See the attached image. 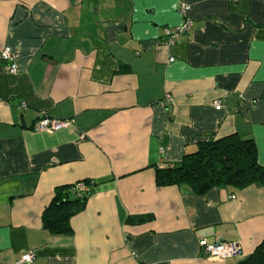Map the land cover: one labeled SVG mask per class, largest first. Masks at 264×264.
<instances>
[{
    "label": "crops",
    "instance_id": "0c3cea01",
    "mask_svg": "<svg viewBox=\"0 0 264 264\" xmlns=\"http://www.w3.org/2000/svg\"><path fill=\"white\" fill-rule=\"evenodd\" d=\"M180 3L194 25L168 47ZM6 47L18 72L0 73V264H238L203 258L199 241L240 240L245 258L264 242L259 185L155 182L231 135L253 139L264 165V0H0ZM45 116L71 125L36 130ZM84 180L72 235L49 233L55 189ZM143 215L154 220L128 224Z\"/></svg>",
    "mask_w": 264,
    "mask_h": 264
},
{
    "label": "trees",
    "instance_id": "16d2710c",
    "mask_svg": "<svg viewBox=\"0 0 264 264\" xmlns=\"http://www.w3.org/2000/svg\"><path fill=\"white\" fill-rule=\"evenodd\" d=\"M158 187L188 186L195 194L204 195L213 188L244 189L252 185L264 188V165L258 163V148L253 139L231 135L200 143L196 152L182 162L166 164L155 171ZM89 190L79 192V185ZM89 180L59 186L45 209L43 227L53 235H72L71 219L82 212L92 195ZM154 220L153 215L130 217L128 224L141 225ZM238 264H264V242L252 255Z\"/></svg>",
    "mask_w": 264,
    "mask_h": 264
},
{
    "label": "built area",
    "instance_id": "2783aa9c",
    "mask_svg": "<svg viewBox=\"0 0 264 264\" xmlns=\"http://www.w3.org/2000/svg\"><path fill=\"white\" fill-rule=\"evenodd\" d=\"M237 1V0H236ZM192 10V5L188 3H180L177 12L182 18V23L177 26L165 27L163 32L164 36L162 43L168 47L176 45L180 39L189 33L193 28V20L190 17V12ZM174 59H170L173 62ZM5 63L8 64L7 67L3 66ZM10 73L16 74L18 72V65L16 58L11 50V48L6 47L0 51V73ZM216 109L222 107V102L216 101L214 103ZM23 103L22 107L25 108ZM71 125L68 120L59 121L56 119H50L49 117H42L36 124V130L55 132L60 129H64ZM79 192H86L89 187L86 185H79L77 187ZM235 195L230 196V199H235ZM200 247L202 249V256L208 260H219L225 261L228 259H244L245 254L240 240L234 242H210L207 239H201L199 241ZM34 253H28L22 257L21 263H31L34 259Z\"/></svg>",
    "mask_w": 264,
    "mask_h": 264
}]
</instances>
